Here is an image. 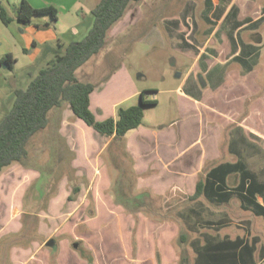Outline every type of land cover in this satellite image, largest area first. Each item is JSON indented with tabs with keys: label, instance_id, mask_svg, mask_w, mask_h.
<instances>
[{
	"label": "rangeland",
	"instance_id": "374dc122",
	"mask_svg": "<svg viewBox=\"0 0 264 264\" xmlns=\"http://www.w3.org/2000/svg\"><path fill=\"white\" fill-rule=\"evenodd\" d=\"M214 1L223 3L225 11L229 8L225 29L231 34H225L223 42L221 33L216 35L213 44L221 46L217 42H222L220 61L212 59L218 53L210 43L215 31L211 20ZM99 2L51 1L60 17L57 26L61 32L60 44L67 45L86 36L94 18L92 10ZM262 13L264 0H142L111 30L107 46L77 71V78L100 86L122 66L134 86L118 81L100 98L102 101L125 99L120 104L127 108L140 105V97L133 94L135 89L153 91L148 98L155 97L158 104L144 107L145 126L174 127L182 121L187 109L195 117L196 130L206 131L204 144L208 145L196 146L189 154L197 162L202 156L226 158L227 126L238 125L256 144L264 145V37L259 44L258 21L254 20ZM241 22L250 23L252 30L243 31L245 38L234 33ZM259 30L264 34V24ZM234 35L249 52L247 71L237 67V63L225 69L227 62H222L237 46L241 48ZM21 68L5 72L15 74L17 88L23 89L27 85L24 74L28 69ZM224 74L230 86L220 88L217 83L219 77L224 83ZM13 81L15 78H7L4 91L7 107L14 98ZM175 88L188 94V108L182 105L184 99ZM69 109L65 105L61 111L66 114ZM60 123H51L31 140L27 147L30 168L14 165L0 175V264H179L181 254L192 252L189 244L180 241L182 234L190 239L197 236L189 231L181 216L190 203L186 198L188 187L172 186L161 195L152 188L142 187L140 173L123 145L125 140L106 150L102 157L105 166L92 163L76 166L72 164L76 152H70L64 138L59 162L49 167L48 145L51 137L60 134ZM254 130L258 132L256 136ZM69 142L71 147L78 148L75 142ZM203 148L208 150L206 154ZM112 157L134 174L131 194L146 192L150 196L148 207L138 212L136 218L115 204L113 186L118 172L110 160ZM208 163L204 164V170L209 168ZM42 169L46 177L49 174L48 181L37 185L38 170ZM74 187L80 191L75 193ZM70 195L72 201L68 199ZM241 214L238 212V217ZM237 219L241 217L234 218ZM228 232L236 235L245 230L231 228ZM50 240L54 241L52 247L47 246ZM242 242L241 250L246 251L251 244ZM232 245L237 251L239 243Z\"/></svg>",
	"mask_w": 264,
	"mask_h": 264
},
{
	"label": "crops",
	"instance_id": "0c3cea01",
	"mask_svg": "<svg viewBox=\"0 0 264 264\" xmlns=\"http://www.w3.org/2000/svg\"><path fill=\"white\" fill-rule=\"evenodd\" d=\"M51 1L0 0L11 19L7 25L0 19V120L10 111L15 98V96L12 98L10 106L7 107L4 101L7 78L16 80L13 81L14 83L12 82L13 94H15V90L22 89L17 88V76L9 75L5 71H14L18 66L22 67L19 70L28 69L24 74V77L28 79L27 87L32 79L58 54L59 45L62 42L59 38L61 32L57 30V26L60 24L59 13L57 20H53L49 14L35 15L29 24L24 25L18 20V8L23 2H27L34 9L54 7ZM222 5L218 1H214L211 6L214 15L211 20L214 22L215 31L214 39H211L210 43L218 53L216 58H212L214 61L221 60L224 36L231 34L227 33L225 29L226 13L229 8L225 11L224 4L222 3ZM254 20L258 21L256 24L260 34L257 42L260 44L264 34L259 30V27L264 24V13ZM249 24L242 25L241 22L234 33L245 38L246 33L252 31ZM72 29H75L74 26ZM64 30L65 28L62 27V33ZM244 30L246 33L243 32ZM220 33L222 42L217 43L221 46L214 47L215 36ZM238 36H235V39L237 38L241 48L238 49L237 46L228 59L222 60L224 63L227 62L225 69L231 67L232 63H237V67L243 70L249 68L247 66L249 52ZM8 56L9 60L2 64L1 60ZM6 64L9 66L4 68L3 66ZM242 64H246V66ZM227 78L228 76L224 74V83H222L223 79L219 77L217 85L220 88L230 86L229 82H226ZM121 80L134 86L130 75L121 66L91 94L90 109L98 121L116 118L117 109L125 99L114 98L111 101H102L100 97L104 95L109 86ZM175 89L184 99L185 105H182L188 108L190 106L189 99H187L188 94L181 88ZM140 93V90L135 89L133 94L137 97ZM152 93L154 92L147 91L145 98L156 99L155 97L148 98V95ZM69 110V113L64 114L63 111L56 109L49 114V118L50 124L57 125L61 122L59 124L62 126L60 134L63 139L68 140L66 143L70 152H76L72 164L78 166L92 163L96 166L99 164L105 166L102 157L106 154V150L108 151L109 146L114 145L117 141H114V137H105L96 133L84 121L76 118L71 108ZM189 113L186 109L182 121L173 125L176 127L175 130L172 129L174 128L172 126L167 128L142 124L137 130L122 139V143L125 140L123 145H126V150L135 162L136 171L138 170L137 172L140 173L142 187L152 188L157 195L164 194L172 186L188 187L189 195L186 198L190 203L181 216L189 231L192 234L196 233L197 236L192 239L187 238L185 242H182L189 244L192 252L181 254L179 260L184 257L189 264H264V145L256 144L249 136L250 134L248 133L247 136L246 130L243 131L244 129L238 125L236 128L227 126L226 158L206 159L202 156L197 162L191 159L189 154L196 146L201 147L208 143L204 144L206 131L203 128L196 130L195 117L190 116ZM211 133L209 134L212 135ZM257 133L254 130L253 135L256 136ZM211 139L212 136L208 139L209 143L211 142L209 146L212 147ZM69 141L79 145L78 148L71 147ZM80 145H83V149L80 148ZM204 151L206 154L208 150L204 149ZM206 162H209V168L204 170ZM105 168L101 169L104 173L103 169ZM32 172L31 174H35ZM200 180L204 188L203 194L197 200H190L189 198L196 193L197 183ZM238 212L242 213L239 217ZM240 217L241 219L234 220V218ZM231 228L237 229V231L244 229L245 232L231 235L228 232ZM250 238L252 241L249 240ZM242 240L251 244L246 251L241 250ZM233 243H239L237 251L235 245H232Z\"/></svg>",
	"mask_w": 264,
	"mask_h": 264
},
{
	"label": "trees",
	"instance_id": "16d2710c",
	"mask_svg": "<svg viewBox=\"0 0 264 264\" xmlns=\"http://www.w3.org/2000/svg\"><path fill=\"white\" fill-rule=\"evenodd\" d=\"M141 1L100 0L92 10L94 18L86 36L80 41L67 45L60 44L58 54L32 79L30 84L25 89L15 90L13 105L0 120V175L14 165L31 167L28 163L31 159L27 148L29 143L35 136L49 128V114L56 109L62 110L65 105L70 106L74 116L84 121L96 133L105 137H114V141L121 142L125 136L142 125L144 107L158 104L157 99L145 98L147 91L140 93L139 106L127 108L120 106L117 109L116 118L98 121L90 109L91 94L98 86L91 82H82L77 78V71L107 46L111 30L124 19L134 5ZM18 14L19 22L24 25L29 24L35 15L49 14L53 20L58 18L56 8L50 6L44 9H34L27 2L20 5ZM0 19L5 25L11 22L1 2ZM9 58L8 56L2 59L1 63L7 62ZM62 143L65 141L58 132L55 137H51L48 145L51 154L49 167L51 165L55 167L59 162L57 159L60 158ZM111 147L110 145L109 148ZM110 160L118 172L113 186L115 204L122 206L136 218L138 212L148 207L150 196L146 192L132 195L134 174L119 162H114V157ZM38 171L40 177L36 184L45 185L49 174L46 177L43 169ZM37 188L40 187L37 186ZM203 190L200 180L197 183L196 193L190 197V200L200 198ZM73 191L78 193L80 189L74 187ZM68 199L72 201L73 196L70 195ZM180 240L185 242L187 238L182 234ZM90 260L92 261L93 258ZM180 264L189 263L186 258L182 257Z\"/></svg>",
	"mask_w": 264,
	"mask_h": 264
},
{
	"label": "water",
	"instance_id": "95a60500",
	"mask_svg": "<svg viewBox=\"0 0 264 264\" xmlns=\"http://www.w3.org/2000/svg\"><path fill=\"white\" fill-rule=\"evenodd\" d=\"M8 66H9V64H6V65H4L3 67L6 68V67H8ZM177 76L179 77L180 74H178ZM200 81L202 82L203 87H205V83H204V81H203L202 78H200ZM53 244H54V241H53V240H50V241L47 243V246L52 247ZM74 247H77V244H75Z\"/></svg>",
	"mask_w": 264,
	"mask_h": 264
}]
</instances>
